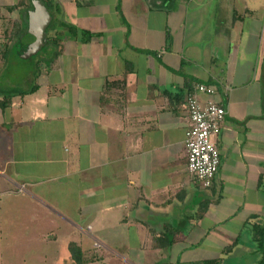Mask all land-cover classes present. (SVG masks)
I'll use <instances>...</instances> for the list:
<instances>
[{"label": "crops", "instance_id": "1", "mask_svg": "<svg viewBox=\"0 0 264 264\" xmlns=\"http://www.w3.org/2000/svg\"><path fill=\"white\" fill-rule=\"evenodd\" d=\"M34 1L0 0V218L59 219L52 264L72 242L81 264H264V0H37L49 63L25 72ZM194 83L224 110L206 189L182 145Z\"/></svg>", "mask_w": 264, "mask_h": 264}, {"label": "rangeland", "instance_id": "2", "mask_svg": "<svg viewBox=\"0 0 264 264\" xmlns=\"http://www.w3.org/2000/svg\"><path fill=\"white\" fill-rule=\"evenodd\" d=\"M67 5H69V15H80L79 10L82 11L81 8L72 7L73 5L69 2ZM104 5L103 2L97 0L95 9H101ZM86 13L88 12L86 11ZM87 35L92 36L88 32L81 36L84 38ZM47 45L44 43L42 48L35 50L30 47L24 48L18 42L15 43L13 53L16 56L13 55L12 58L16 62L14 63L15 67L28 72L30 69L33 70L39 62L44 66L47 65L49 59L43 61L44 58H42L44 52L45 55H48L51 49ZM12 201L11 196L3 195L0 199V206H4L8 212L11 210L10 203ZM20 212V214L15 215L11 211L6 216V219L2 220L0 218V264H52L55 257L59 256V250H57L52 241L47 240V237L50 236L51 231L56 227L54 224L55 220H57V229H62L65 225L59 219L53 217V214L49 216L41 214V219H39L38 215L26 204L24 211ZM60 233L61 231H59V235L57 234V238L62 237ZM69 237L72 238L73 235H69ZM82 262L85 263L81 257Z\"/></svg>", "mask_w": 264, "mask_h": 264}, {"label": "built area", "instance_id": "3", "mask_svg": "<svg viewBox=\"0 0 264 264\" xmlns=\"http://www.w3.org/2000/svg\"><path fill=\"white\" fill-rule=\"evenodd\" d=\"M198 94L211 97L212 88L194 83L185 100L187 127L182 145L185 154V171L200 187L206 189L219 165V154L211 139L215 137L224 115L222 106L211 100L201 102Z\"/></svg>", "mask_w": 264, "mask_h": 264}, {"label": "water", "instance_id": "4", "mask_svg": "<svg viewBox=\"0 0 264 264\" xmlns=\"http://www.w3.org/2000/svg\"><path fill=\"white\" fill-rule=\"evenodd\" d=\"M33 12L28 18V29L25 37L21 39L20 45L23 47H30L35 50L43 45L44 41V28L49 22V11L42 6L37 0L32 3Z\"/></svg>", "mask_w": 264, "mask_h": 264}, {"label": "trees", "instance_id": "5", "mask_svg": "<svg viewBox=\"0 0 264 264\" xmlns=\"http://www.w3.org/2000/svg\"><path fill=\"white\" fill-rule=\"evenodd\" d=\"M51 39H48V40H50L52 42L53 46H56L57 41H54L53 40L54 38H51ZM0 48H2L1 43H0ZM2 50H0V51H2ZM0 54H2V52H0ZM262 229H263L262 227L254 226L253 230H252L253 231V235H255L254 236L255 237V241H256L259 249H261V250L264 248V243H263L264 231ZM67 247H68V253L70 255L71 261L74 264H81V251H80V249L73 242L69 243L67 245Z\"/></svg>", "mask_w": 264, "mask_h": 264}]
</instances>
